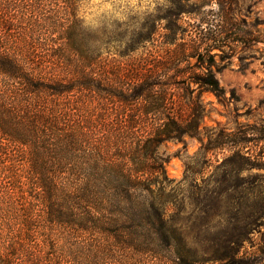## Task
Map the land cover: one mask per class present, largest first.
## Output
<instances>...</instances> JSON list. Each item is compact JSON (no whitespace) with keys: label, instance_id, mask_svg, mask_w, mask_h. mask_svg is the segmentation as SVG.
Instances as JSON below:
<instances>
[{"label":"trees","instance_id":"16d2710c","mask_svg":"<svg viewBox=\"0 0 264 264\" xmlns=\"http://www.w3.org/2000/svg\"><path fill=\"white\" fill-rule=\"evenodd\" d=\"M215 1L222 11L187 34L179 21L205 0H169L133 28L122 56L148 51L128 73L102 57L115 37H86L80 0H0V264H257L242 252L247 232L216 236L198 255L174 218L185 197L162 149L196 137L204 153L228 148L239 170L264 168L244 150L249 132L204 142L202 92L226 94L216 55L245 41L225 25L230 1Z\"/></svg>","mask_w":264,"mask_h":264},{"label":"rangeland","instance_id":"374dc122","mask_svg":"<svg viewBox=\"0 0 264 264\" xmlns=\"http://www.w3.org/2000/svg\"><path fill=\"white\" fill-rule=\"evenodd\" d=\"M229 1L224 3L229 12L225 25L231 28L233 38L245 41L228 43L223 49L224 61L216 55L213 70L226 94L218 99L210 91L202 92L208 111L203 137L206 143L213 132V138L226 132H249L251 141L244 150L254 158L264 156V0ZM170 5L169 0H80L77 14L88 39L104 34L116 38L101 45L102 57L111 71L130 73L143 64L148 51L141 47L122 56L132 29L163 16ZM193 8L198 12L185 13L179 21L186 34L198 23L206 26L201 22L206 13L216 17L222 11L215 0L198 2ZM160 21L158 32L163 33L165 20ZM160 41L156 36L146 47L155 50ZM213 53L221 52L214 49ZM200 147V140L190 136L185 144L171 141L162 147L171 156L167 171L174 179L176 195L185 197L184 208L177 209L174 218L185 220V231L199 256L212 238L247 232L242 252L253 254L257 264H264V168L239 170L226 159L231 154L228 148L204 153ZM186 164L188 181L180 184Z\"/></svg>","mask_w":264,"mask_h":264}]
</instances>
